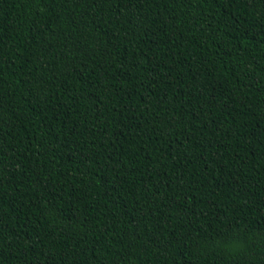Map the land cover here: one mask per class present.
<instances>
[{"label":"trees","instance_id":"1","mask_svg":"<svg viewBox=\"0 0 264 264\" xmlns=\"http://www.w3.org/2000/svg\"><path fill=\"white\" fill-rule=\"evenodd\" d=\"M0 264H264V0H0Z\"/></svg>","mask_w":264,"mask_h":264}]
</instances>
